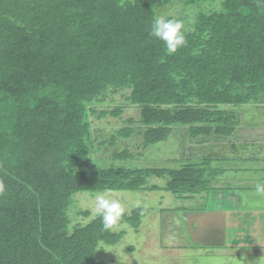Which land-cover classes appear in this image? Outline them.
Wrapping results in <instances>:
<instances>
[{
    "label": "trees",
    "instance_id": "obj_1",
    "mask_svg": "<svg viewBox=\"0 0 264 264\" xmlns=\"http://www.w3.org/2000/svg\"><path fill=\"white\" fill-rule=\"evenodd\" d=\"M174 1L197 13L170 55L150 31ZM117 94L137 119L118 107L122 126H96ZM262 95L264 0H0V264H106L95 260L101 244L116 245L123 224L138 231L150 209L108 231L84 210L86 224L71 226L73 196L210 192L215 159L187 150L231 138ZM138 157L162 164L134 166ZM151 177L165 186H147Z\"/></svg>",
    "mask_w": 264,
    "mask_h": 264
},
{
    "label": "rangeland",
    "instance_id": "obj_2",
    "mask_svg": "<svg viewBox=\"0 0 264 264\" xmlns=\"http://www.w3.org/2000/svg\"><path fill=\"white\" fill-rule=\"evenodd\" d=\"M211 5V9L219 7L218 1ZM200 8L207 11L208 5H201ZM196 13L197 7H186L182 1H174L167 6H158L157 8V16L163 15L166 18H178L183 22L186 30L192 29ZM114 99L117 102L113 105H109L110 102H107L108 104L104 105L106 108H103V106L97 108L99 112L107 109L108 113L102 114L103 117L101 119H97L98 115L95 116L94 123L96 126H100V128L107 126L108 130L122 126V119L112 118V115L120 110L118 107L124 108V116L137 119L134 110L130 109L126 112L127 107L124 106H127V103L120 94L115 95ZM260 100L261 104H264V95L260 97ZM109 106L110 108H108ZM133 145L135 143L128 144V141H123L121 147L128 148L126 150L133 152L131 149ZM254 148L262 151L264 150V143L257 141ZM116 149L118 150L119 146H116L115 150L110 153H114ZM251 150L253 149L246 147L244 150H238L237 153H247ZM220 151H223V154L225 152L234 153L233 148H225L223 150L207 148L205 152L211 154L212 152L219 153ZM105 159L108 160L107 162L110 163V166L120 165L119 161H114L111 158ZM135 159L137 158L135 157ZM132 160L130 159L126 162L132 164ZM146 161L140 157L139 160H135L134 163L136 164L134 166L140 167L138 163H145ZM122 162L124 161L122 160ZM147 162V164H162V161L150 160ZM166 162L168 163V161H165L163 164ZM93 163L97 167L100 164L96 159ZM237 174L239 175L240 173L238 172ZM262 178L264 179V175ZM258 183H264V180ZM258 183H255V188ZM165 184L166 179L151 177L147 186L164 187ZM231 184L236 186L234 182ZM97 193L84 192L76 193L73 196V204L68 209L71 226L76 224L84 225L89 220V218H83L79 215L80 211L88 210L92 215L96 214L95 197ZM106 193L108 199H115L121 202L125 208V214H129L136 207H146L150 210L142 218L138 231H135L127 224H123L118 230L125 231L126 234L116 245L107 246L101 244V251L95 255V260L99 262L106 264H264V237H259L257 233L248 229L238 231L237 224V233H232L231 229H229V226H233L232 221L239 220L237 217L240 213L222 215L217 221V223H220L218 233L208 232L205 229L196 227L201 222L200 217L204 216L206 218L209 215L211 206L208 200L205 203H201L198 198L193 201L180 200L166 191L141 190ZM228 198L233 200L230 195H228ZM245 198L246 195L241 194L239 203L241 204ZM255 198V195L251 196L252 201H256ZM181 207H186L188 210H182H187V212L184 213L179 209ZM225 216L226 219L224 220L223 217Z\"/></svg>",
    "mask_w": 264,
    "mask_h": 264
},
{
    "label": "crops",
    "instance_id": "obj_3",
    "mask_svg": "<svg viewBox=\"0 0 264 264\" xmlns=\"http://www.w3.org/2000/svg\"><path fill=\"white\" fill-rule=\"evenodd\" d=\"M244 112V117L235 126L231 138H221L217 141L209 140L210 142L198 144V149L195 151L187 150L185 159L195 157L198 159L206 156L215 159L216 163L213 166L218 169V174L212 182L213 189L192 198L177 199L193 201L198 198L201 203H205L207 200L210 202L209 215L206 218L204 216L200 217L201 222L196 227L205 229L208 232L218 233L220 223H217V221L222 215L240 213L237 217L239 220L232 221L233 226L230 227L228 224L231 232L237 233L248 229L257 233V236L264 237V194H257L254 186L255 183L264 180L262 178L264 175V150L260 151L254 148L257 141L264 143V138H262L264 136V104L253 105ZM246 147L253 150L247 153H237L238 150H244ZM207 148L212 150L213 148L222 150L233 148L234 153L225 152L223 154V151H220L219 153L212 152L208 154L205 152ZM233 182L236 186L231 184ZM241 194H245L246 198L240 204ZM228 195L232 196L233 200L228 198ZM252 195H255L256 201L251 200ZM179 209L187 208L181 207ZM187 210L182 211L185 213ZM223 219L225 220L226 216Z\"/></svg>",
    "mask_w": 264,
    "mask_h": 264
},
{
    "label": "clouds",
    "instance_id": "obj_4",
    "mask_svg": "<svg viewBox=\"0 0 264 264\" xmlns=\"http://www.w3.org/2000/svg\"><path fill=\"white\" fill-rule=\"evenodd\" d=\"M185 31L182 21L159 15L151 25L150 35L161 41L171 55L186 46ZM2 189L3 185H0V190ZM256 192L264 194V183L257 184ZM95 213L101 218L103 230L108 231L120 223L125 214V208L119 200L108 199L106 192H99L95 197Z\"/></svg>",
    "mask_w": 264,
    "mask_h": 264
}]
</instances>
